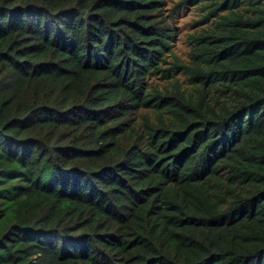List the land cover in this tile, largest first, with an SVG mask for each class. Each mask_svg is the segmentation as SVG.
Listing matches in <instances>:
<instances>
[{
    "label": "trees",
    "instance_id": "obj_1",
    "mask_svg": "<svg viewBox=\"0 0 264 264\" xmlns=\"http://www.w3.org/2000/svg\"><path fill=\"white\" fill-rule=\"evenodd\" d=\"M168 1L0 0V264H264V0Z\"/></svg>",
    "mask_w": 264,
    "mask_h": 264
},
{
    "label": "rangeland",
    "instance_id": "obj_2",
    "mask_svg": "<svg viewBox=\"0 0 264 264\" xmlns=\"http://www.w3.org/2000/svg\"><path fill=\"white\" fill-rule=\"evenodd\" d=\"M180 0H169L168 8L178 9L177 5ZM175 16V26H176V40L174 42V52L181 62L187 63L189 60V53L191 50L188 36L199 32L204 24L201 23L203 16V9L199 7L188 6L186 9L180 8ZM172 59H170L171 61ZM184 87H187L189 81L186 76L179 74L177 76ZM171 81L169 80H157L155 82L156 86L164 89H171Z\"/></svg>",
    "mask_w": 264,
    "mask_h": 264
}]
</instances>
